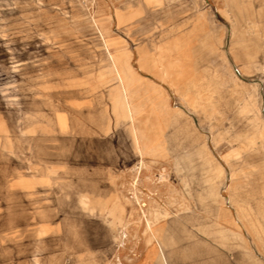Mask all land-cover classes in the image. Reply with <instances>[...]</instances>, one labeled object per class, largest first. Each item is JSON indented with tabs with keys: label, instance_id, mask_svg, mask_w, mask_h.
I'll return each mask as SVG.
<instances>
[{
	"label": "rangeland",
	"instance_id": "obj_1",
	"mask_svg": "<svg viewBox=\"0 0 264 264\" xmlns=\"http://www.w3.org/2000/svg\"><path fill=\"white\" fill-rule=\"evenodd\" d=\"M166 1L152 10L159 25L190 2ZM195 2L226 22L217 26L216 68H198L184 94L170 92L161 141L147 134L161 125L139 124L143 107L129 106L135 156L121 153L102 185L83 183L95 174L66 164V140L57 134L70 94L118 120L110 104L118 90L112 0H0V116L19 135L0 136V163L10 167L13 187L6 194L0 183V264H46L42 248L9 232L21 239L50 229L58 238L65 225L93 220L118 236L116 264H264V0ZM127 132L122 125L123 145ZM38 176L55 184H36ZM48 187L56 188L53 205L34 199ZM92 188L118 194L93 217L78 199ZM56 252V264H79L60 244Z\"/></svg>",
	"mask_w": 264,
	"mask_h": 264
},
{
	"label": "crops",
	"instance_id": "obj_2",
	"mask_svg": "<svg viewBox=\"0 0 264 264\" xmlns=\"http://www.w3.org/2000/svg\"><path fill=\"white\" fill-rule=\"evenodd\" d=\"M160 3L167 4V1L112 0L110 23L116 27V32L111 37V51L118 57V61H113L117 66H113L112 72L118 90L113 92L110 104L118 120H108L106 115L100 114L95 101L91 102L81 94H70L65 98L62 112L63 132L50 133L66 140L64 150L69 162L64 163L70 166L74 162L76 168L95 174L86 178L83 183L90 181L92 184L109 185L103 174L109 169L120 167L121 153L128 155L132 152V156H135L132 142L134 126L130 118L131 112H127L129 106L143 107L136 119L139 124L147 122L148 126L161 125L160 129L154 128V133L153 129L147 132L149 136L154 134L161 141L167 126L166 115L172 108L170 92L184 94L183 88L198 68H216L217 43L221 38L220 33H217V26L225 25L226 22L217 21L208 13L200 12L198 7L195 9V0H190L185 6L177 8L180 10L177 16L161 17L159 25L160 16L153 15L152 10ZM120 71L125 76L123 83L127 85L126 95L122 89ZM154 107L156 111L152 112ZM125 124L129 128L127 145L121 144L119 134L120 127ZM10 127L6 118L0 116V136L5 134L7 139L17 140L19 135L13 134ZM71 142H74L73 147ZM10 173V167L1 162L0 183L6 194L13 191ZM35 180L36 184L40 181L43 184H55L54 179L49 176L43 177V180L38 176ZM21 182L31 183L30 179L17 177L15 183ZM110 190L111 194L96 188L82 190L78 196L81 211H87L86 215L91 217L101 215L109 200L112 204L117 201L118 194L114 188ZM56 195V188L48 187L43 194L34 195V199L42 200L43 205H53L57 201ZM97 204H101V207ZM52 232L50 229L41 230L38 236L32 229L21 236V239L9 232V238L15 242H21L24 238L31 239L35 247L43 249V255L47 254L44 256L46 264H56L57 244L62 246L64 253L75 255L79 264H110V260L111 264H116L118 260V236L117 239L114 238V233L101 220H93L92 224L65 225L59 231L58 238ZM46 234L49 235L47 238ZM46 244L52 247L44 252Z\"/></svg>",
	"mask_w": 264,
	"mask_h": 264
},
{
	"label": "bare ground",
	"instance_id": "obj_3",
	"mask_svg": "<svg viewBox=\"0 0 264 264\" xmlns=\"http://www.w3.org/2000/svg\"><path fill=\"white\" fill-rule=\"evenodd\" d=\"M114 63V62H113ZM126 107V106H125ZM127 108V107H126Z\"/></svg>",
	"mask_w": 264,
	"mask_h": 264
}]
</instances>
